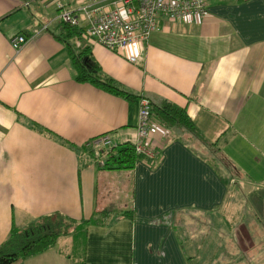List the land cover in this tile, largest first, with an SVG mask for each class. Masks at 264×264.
<instances>
[{
    "label": "crops",
    "instance_id": "1",
    "mask_svg": "<svg viewBox=\"0 0 264 264\" xmlns=\"http://www.w3.org/2000/svg\"><path fill=\"white\" fill-rule=\"evenodd\" d=\"M116 1L0 0V245L44 214L107 211L87 225L82 264H264V0H208L198 20L162 16L137 61L85 32L78 6ZM58 2L78 17L71 32ZM14 33L27 36L19 48ZM71 49L135 98L77 79ZM141 94L185 107L215 150L153 118L154 160L101 166L87 141L133 142ZM69 244L60 236L12 264H75Z\"/></svg>",
    "mask_w": 264,
    "mask_h": 264
},
{
    "label": "built area",
    "instance_id": "2",
    "mask_svg": "<svg viewBox=\"0 0 264 264\" xmlns=\"http://www.w3.org/2000/svg\"><path fill=\"white\" fill-rule=\"evenodd\" d=\"M59 17L70 24H77L78 17L74 11L64 7L60 2ZM206 0H117L110 8L91 7V3H82L78 8L85 14L87 25L85 32L101 44L124 52L128 58L137 61L135 46L144 44L150 33L159 28V19L164 16L167 21H186L201 19L209 12ZM40 28H36L34 32ZM27 36L14 33L9 37L13 48H19ZM134 52V53H133ZM136 137L133 141L138 158L154 160L158 149L150 135L152 117L149 98L140 96ZM95 159L102 166L111 149L118 145L108 134L91 138L86 143ZM141 155V156H140Z\"/></svg>",
    "mask_w": 264,
    "mask_h": 264
},
{
    "label": "trees",
    "instance_id": "3",
    "mask_svg": "<svg viewBox=\"0 0 264 264\" xmlns=\"http://www.w3.org/2000/svg\"><path fill=\"white\" fill-rule=\"evenodd\" d=\"M65 27L70 32L72 29H75L73 24L67 22H65ZM66 35H68V32H66ZM70 55L76 70L75 76L77 79L87 80L107 91L130 100L135 98L134 93L126 90L113 78L104 74L85 49L78 52H73L71 49ZM142 95L138 96V101ZM150 104L152 119H158L159 122L169 128L183 127L209 149L215 150L214 143L208 141L197 129L195 123L187 114L185 107L178 106L166 99L160 101L150 100ZM214 154L219 161L226 163L219 153L215 151ZM138 157V154L134 150L133 142L120 143L110 150L106 162L102 166L109 168H130ZM100 213L98 215L104 216L107 214V211ZM98 215L93 214L86 218L75 219L61 212H52L41 215L24 227L18 228L12 226L9 236L0 245V264H12L18 259L41 252L53 246L60 236H66L70 239V254L77 258L74 261L75 264H82L87 225L97 222L99 220V218L97 219ZM123 215L131 216L128 211L123 212ZM81 243L83 247L82 252L79 248Z\"/></svg>",
    "mask_w": 264,
    "mask_h": 264
},
{
    "label": "rangeland",
    "instance_id": "4",
    "mask_svg": "<svg viewBox=\"0 0 264 264\" xmlns=\"http://www.w3.org/2000/svg\"><path fill=\"white\" fill-rule=\"evenodd\" d=\"M233 180H235L234 177L231 178V181H232V182H233ZM248 198L250 199L251 197H248ZM246 199H247V196H246ZM253 199L256 200L257 198L254 197Z\"/></svg>",
    "mask_w": 264,
    "mask_h": 264
}]
</instances>
